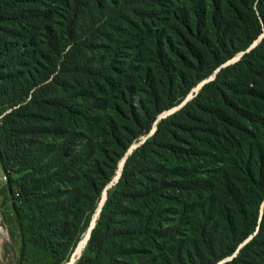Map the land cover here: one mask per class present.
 Listing matches in <instances>:
<instances>
[{
  "label": "trees",
  "instance_id": "16d2710c",
  "mask_svg": "<svg viewBox=\"0 0 264 264\" xmlns=\"http://www.w3.org/2000/svg\"><path fill=\"white\" fill-rule=\"evenodd\" d=\"M21 1L0 0V31L5 32L0 38V57L7 54L16 61L39 53L33 35L41 25L45 41L58 54V63L46 72L40 80L42 85L39 83L37 88L35 84L25 83L26 79L21 80L19 72L5 73L3 79H11L5 85L0 84L3 86L0 89V116L8 108L13 109L2 116L0 122V166L8 178L7 192L12 195V206L22 237L18 264H62L68 260L88 225L103 188L113 179L116 163L109 166V171L102 167L96 156L98 144L93 138L76 151L72 145L83 138L81 132H71L51 158L55 151L52 147L55 146L33 148L30 141L22 137L21 119L31 104L40 102V91L53 87L55 80L51 74L57 71L65 58L67 61L62 69L74 72L83 69L80 63L76 65V60L81 56V50L92 44L103 26L118 27L125 20L130 21L131 16L151 15L143 12V7L171 0H95V7L81 0H63L61 4L58 0H27L29 3L26 5L38 3L40 6L25 10L18 4ZM176 1L178 5L173 2L176 5V22L172 27L193 59L189 63L196 69L186 77L182 71L176 72L177 67L171 63V58L166 60L158 55L168 83L161 96L156 87L151 86L154 108L145 111V122L135 120L140 129L134 138L150 131L161 112L183 101L192 88L237 52L246 50L262 32L264 0ZM56 3L62 10L51 8ZM43 6H48V9ZM55 14L64 19L59 25L71 45L64 53L58 49L52 26L42 27ZM5 23H11V26ZM204 25L207 28L202 32ZM156 33L153 42L161 34L160 31ZM25 40L28 41L27 46L22 47ZM146 46L151 50V45ZM199 46L204 47L211 63L206 68L205 56ZM262 54L264 37L239 61L221 69L217 78L206 83L197 96L179 111L162 118L155 133L128 155L121 177L108 190L86 250L76 264H218L229 256H233L232 259L223 264H264V134L262 142H246L243 148L234 149L226 157H220L225 143L213 129L200 131L196 125L181 127L189 135L191 145H199L194 151L161 140L172 133L176 117L201 99L208 100L209 88L218 85L222 89L221 76L227 70L243 66L264 83V68L253 61ZM15 61H3L6 64L0 65V72L10 70ZM213 107V103L210 104L207 111L227 121L217 111L219 109ZM233 123L238 128L237 123ZM133 139L123 146L122 153ZM226 142L230 141L227 139ZM208 149L218 153L222 166L215 170L214 178H201L200 165L194 163L192 154L201 156ZM161 152H173L175 156L186 152L188 157L181 159L182 163L175 158L176 166L166 158L172 165L168 168V175L175 179L153 181L151 186L140 188L144 167L151 156ZM48 155L50 162L59 157L69 158L60 170L44 174L52 169L50 162L46 166L37 163ZM79 163L86 164L90 172L78 178L77 184L64 189L60 193L64 194L61 199L48 201L54 198L46 192L53 190L55 180L77 179L65 173ZM13 171L26 172L16 177ZM91 171L100 174L101 180H97ZM170 201H175L178 206L176 218L169 217L174 214L168 204ZM184 225L189 227L187 233L183 230Z\"/></svg>",
  "mask_w": 264,
  "mask_h": 264
},
{
  "label": "rangeland",
  "instance_id": "374dc122",
  "mask_svg": "<svg viewBox=\"0 0 264 264\" xmlns=\"http://www.w3.org/2000/svg\"><path fill=\"white\" fill-rule=\"evenodd\" d=\"M61 4L63 0H58ZM82 3L89 4L95 7V0H81ZM178 1L171 0L161 5H151L143 7V12L151 13V15L139 17L137 15L131 16V20H125L124 23L116 27L115 25L103 26L99 33L94 37L91 45L84 47L81 50V56L76 60V65L81 64L83 69L80 72L68 71L62 69L63 64L66 63L65 58L57 71L51 74L54 77V85L51 89L40 91L38 94L39 100L42 103H33L29 106L25 117L21 119L20 129L22 137L28 139L33 148H39L46 145L55 150L51 153L53 156L60 150L61 143L70 135L71 132L82 133V139H77L72 146L78 151L82 144L88 139L93 138L97 146V157L102 163V167L109 171V166H115L116 171L113 179L103 188L101 198L93 212L91 219L82 231L79 241L70 254L68 260L62 264H67L76 255V260L80 259L84 254L87 243L90 227L93 221L98 217V210L102 200L108 196V190L120 179L118 174L124 169L126 159L138 146L151 137L156 129L157 124L162 118L173 115L179 111L188 101H191L202 90L203 86L216 79L217 73L228 65H233L241 59L243 54L253 47H255L264 37V21L262 24V32L259 37L246 49L237 52L232 58L221 64L215 71L203 79L199 84L191 89L189 94L179 104L172 108L161 112L152 128L147 133L134 138L139 131L135 120L142 119L145 122V111L147 109L153 110V99L151 86L156 87L158 94L161 96L165 85L168 83V76L164 73L162 68L161 55L163 59L171 58V63L177 67V71H182L183 75L189 77L195 71V67L191 66L189 61L190 55L184 48L183 41L175 33L172 27L175 24V10ZM29 3L23 0L21 9L37 8L40 4L26 5ZM60 4L56 3L51 8H60ZM48 9V6H43ZM62 10V9H61ZM63 12V11H62ZM64 13H66L64 11ZM64 19L55 14L51 20H47L44 25H51L53 32L58 41V49L66 52L70 42L61 31L60 23ZM11 26V23H5ZM41 28V25H39ZM36 29L34 37L40 52L29 57H20L18 59L10 58L9 55L0 57V65L4 62L15 61L14 67L10 70L5 69L0 72V84L5 85L9 82L8 79H3L6 74H21V80L26 79L25 83L35 84L39 87L40 80L45 76L48 70L58 63V54L51 49L47 44L42 29ZM207 26L202 27V32ZM61 31V32H60ZM157 31L161 34L155 37ZM5 32L0 31V38ZM160 42V43H159ZM28 41L22 42V47L27 46ZM147 45H151V50H148ZM200 52L205 56L204 68L211 65L208 54L203 46H199ZM184 54L182 56L178 54ZM4 61V62H3ZM188 61V62H187ZM264 68V54L253 60ZM62 66V67H61ZM222 88L218 85L209 88L207 91V99H201L194 103L189 110L176 117L174 120L175 126L172 133L161 139L162 142H170L172 145H183L186 150L194 151L199 148V145L193 146L189 141V135L182 131L181 127H190L193 125L199 126L201 129H213L224 142L223 157H226L229 152L234 149L243 148L246 142L254 141L256 143L262 142L264 134V83L247 71L243 66H236L227 70L220 80ZM42 85V83H40ZM44 84V83H43ZM3 86L0 85V89ZM210 100H214L213 102ZM27 99L26 102H28ZM214 109L225 116L227 121L221 120L217 115L209 113L208 106L212 104ZM13 108H8L0 116L10 112ZM229 118V119H228ZM230 118L232 120H230ZM237 123L236 128L233 122ZM202 127V128H201ZM63 131V132H62ZM134 138V139H133ZM133 139L127 150L123 152V146ZM230 142L227 143L226 140ZM27 146V145H26ZM28 147V146H27ZM101 147L100 150L99 148ZM122 153V154H121ZM105 154V155H104ZM175 156L173 152H161L150 157L149 162L144 167L145 175L140 177V188L151 186L153 181H162L163 179L171 180L176 177L168 175L169 167L172 165L167 162L166 158L173 161V166L177 165L176 159H187L188 154ZM39 161L37 165L46 166L49 158ZM196 157V158H195ZM53 158V157H51ZM69 158V157H68ZM66 159L60 157L49 163L52 169L44 174H50L55 170H60L67 163ZM192 159L195 164L200 165L199 176L201 178H214L215 170L221 164L219 155L215 150L208 149L201 156L192 154ZM202 165V166H201ZM32 169H29V171ZM13 171V176H21L23 173ZM89 167L84 164H76L65 173L73 177L75 180L59 178L52 184L53 190H48L46 193L52 194L54 198H49L48 201L54 202L55 199L62 198L60 194L67 187L77 184L78 178L85 173H89ZM91 174L101 180V175L91 171ZM8 178L6 173L0 166V264H18L21 248V233L17 218L12 206V195H9L7 188ZM17 187V186H15ZM172 194L171 190H168ZM203 195L205 191H201ZM59 194V195H58ZM172 206L174 214L169 217L176 218L178 206L175 201L168 203ZM136 211H139L137 209ZM140 212H143L140 211ZM96 219V221H97ZM183 230L187 233L188 225L183 226ZM189 234H191L189 232ZM83 240V241H82ZM82 241V242H81ZM81 242V244H80ZM80 244V246H79ZM79 246V253L77 248ZM229 256L219 262L232 259Z\"/></svg>",
  "mask_w": 264,
  "mask_h": 264
},
{
  "label": "water",
  "instance_id": "95a60500",
  "mask_svg": "<svg viewBox=\"0 0 264 264\" xmlns=\"http://www.w3.org/2000/svg\"><path fill=\"white\" fill-rule=\"evenodd\" d=\"M120 175H121V173H119V176H117V178L120 177ZM105 200H106V197H105L104 200H102V202H101V205H100L99 210H98V215H99L100 212H101V209H102V206H103ZM96 219H97V218H96ZM96 219L93 221V223H92V225H91V227H90L89 235H88V238H87L86 243L88 242V240H89V238H90V236H91V231H92V229H93V228L95 227V225H96ZM74 261H75V260H74ZM74 261L71 259V261H70L69 263H67V264H73Z\"/></svg>",
  "mask_w": 264,
  "mask_h": 264
},
{
  "label": "bare ground",
  "instance_id": "6f19581e",
  "mask_svg": "<svg viewBox=\"0 0 264 264\" xmlns=\"http://www.w3.org/2000/svg\"><path fill=\"white\" fill-rule=\"evenodd\" d=\"M118 176H119V174H118ZM88 235H89V234H88ZM87 238H88V237H87ZM87 238H86V241H87ZM82 241H83V240H82ZM82 241H81V242H82ZM81 242H80V244H81ZM80 244H79V246H80ZM79 246H78V248H77V253H76V254L79 253ZM72 260H73V261L76 260V255L73 256Z\"/></svg>",
  "mask_w": 264,
  "mask_h": 264
}]
</instances>
